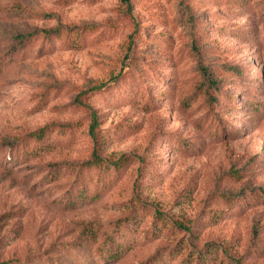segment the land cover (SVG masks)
<instances>
[{
    "label": "rangeland",
    "instance_id": "374dc122",
    "mask_svg": "<svg viewBox=\"0 0 264 264\" xmlns=\"http://www.w3.org/2000/svg\"><path fill=\"white\" fill-rule=\"evenodd\" d=\"M128 1L0 0V264H264V0Z\"/></svg>",
    "mask_w": 264,
    "mask_h": 264
},
{
    "label": "trees",
    "instance_id": "16d2710c",
    "mask_svg": "<svg viewBox=\"0 0 264 264\" xmlns=\"http://www.w3.org/2000/svg\"><path fill=\"white\" fill-rule=\"evenodd\" d=\"M125 2H126L127 10H129L130 9L129 1L125 0ZM89 26L90 24H86L79 29L83 30L84 28H89ZM63 32H64V29L60 27L44 31V33L47 35H56V36H59ZM66 37L69 38L68 36ZM202 72L205 74V76H209L206 69H202ZM209 84L210 85L213 84V81L209 80ZM94 88H97V87H94ZM92 118H93V122L89 126V131L90 133L93 134L95 144L96 146H98V144H100V141H102V135L98 132V130H96L97 125H96V117L94 113H92ZM49 130H50L49 126H45V127H42L30 133L29 136L33 138L34 140L41 141L46 138V135L48 134ZM130 160H131V156L128 154H124L120 156L116 161H110L109 159L104 158L101 155H99L97 149L94 148L88 159L82 161L77 166H75L74 174L77 175L78 182L80 184L84 183L85 181L92 180L93 177L102 178L103 180L111 176H117L116 174L122 168L128 166V164L131 162ZM104 241H106L108 246L109 244H111V238H106L104 239ZM189 256H190L188 257L189 264H191L192 261H195L194 264H214L215 263L214 262L215 259H211L210 257L211 254L210 252L208 253L207 251L203 254L201 253H198L197 255L189 254ZM153 259H155V256L151 257L149 261H152Z\"/></svg>",
    "mask_w": 264,
    "mask_h": 264
}]
</instances>
